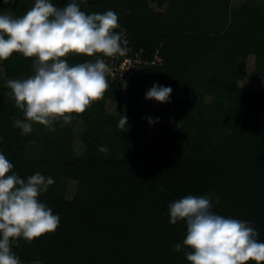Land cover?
I'll return each instance as SVG.
<instances>
[{
	"label": "trees",
	"instance_id": "1",
	"mask_svg": "<svg viewBox=\"0 0 264 264\" xmlns=\"http://www.w3.org/2000/svg\"><path fill=\"white\" fill-rule=\"evenodd\" d=\"M53 1L57 7L67 3ZM153 1L173 10L169 21L151 9L149 0H78L86 13L114 10L118 31L131 36L147 55L162 43L165 59L163 68H148L139 84H123L121 101L134 103L136 111L99 116L106 100H118L117 85L109 83L100 99L74 117L71 123L85 125L81 155H73L71 129L65 127L55 134L53 148L27 158L26 138L14 127L21 115L10 90L0 84V152L21 177L40 172L54 178L40 199L60 216L54 233L32 243L21 239L13 246L23 264L37 258L43 264H189L184 250L174 247L185 238L186 224H170L168 214L169 203L189 194L218 198L215 212L249 221L264 241V91L244 92L242 97L232 88L243 76L248 56L264 77V20L245 5L232 8L230 0ZM66 59L76 64L94 57ZM32 64V59L14 53L0 67L9 80ZM154 83L173 89L170 102L160 104L173 116L174 130L163 133L167 145L163 136L147 147L135 126L146 110L141 101ZM197 89L203 90L202 96L212 95L213 104L193 100ZM191 100L197 113L186 116L194 111L185 105ZM183 105L188 107L181 114ZM92 107L98 108L94 114ZM94 115L99 116L97 123H108L107 131L86 126L92 119L97 125ZM120 115L128 120L122 128ZM102 145L109 151H99ZM60 178L76 182L71 199L63 196Z\"/></svg>",
	"mask_w": 264,
	"mask_h": 264
},
{
	"label": "clouds",
	"instance_id": "2",
	"mask_svg": "<svg viewBox=\"0 0 264 264\" xmlns=\"http://www.w3.org/2000/svg\"><path fill=\"white\" fill-rule=\"evenodd\" d=\"M120 27L114 10L86 13L78 0H67L64 7L34 0L22 16L0 14V62L14 53L33 60L32 75L7 81L8 94L22 113L14 127L29 133L34 124L68 123L100 99L109 87L104 58L125 51L127 40ZM69 55L94 59L70 64ZM172 92L170 86L154 83L145 99L167 103ZM120 116L122 128L128 120ZM146 119L150 125L158 120ZM99 151L109 149L102 145ZM13 168L0 152V264H23L13 246L21 239L32 243L54 233L60 224L59 214L40 199L54 178L40 172L21 177ZM218 203L208 194H189L169 203V223L186 224L185 238L175 250H184L189 264H264L258 230L247 220L215 212ZM30 264L43 262L37 258Z\"/></svg>",
	"mask_w": 264,
	"mask_h": 264
},
{
	"label": "rangeland",
	"instance_id": "3",
	"mask_svg": "<svg viewBox=\"0 0 264 264\" xmlns=\"http://www.w3.org/2000/svg\"><path fill=\"white\" fill-rule=\"evenodd\" d=\"M54 3V1L52 0ZM34 5V0H8V2L3 1V11L2 14H11L14 16H22ZM55 5V3H54ZM149 5L151 9L154 10L155 13L161 15L163 19L166 21L170 20L172 15V9L168 7L167 4H163L162 6H157V4L153 0H149ZM243 5L247 6L257 14H259L264 20V0H230V6L235 9H242ZM56 6V5H55ZM264 37V34H263ZM124 39L127 40V43L123 45L125 51L123 54H118L113 57H105L106 63L109 65V71L107 72L108 83L113 86L115 83L118 88V100H106L103 106V110L100 112L101 117H106L107 115L117 116L119 112H127V111H136L137 107L134 103L123 104L121 100L125 98V92L123 89L124 83L139 84L142 79L145 77V71L148 68L156 67L163 68L164 67V56L162 54V43H160L155 49H153V53L151 55H147L146 52L142 48H137V46L132 42L131 36L124 35ZM15 62V59H13ZM2 62H0L1 64ZM244 72L243 76L237 79L233 84L232 88H236L241 91L239 96H245L244 92H261L264 91V77H261L255 70L254 57L248 56L244 60ZM14 65V64H13ZM26 71L22 73L21 71H17L14 75L13 79L18 78H26L33 74V68L22 69ZM8 77L5 76L3 68L0 67V84L7 87ZM231 88V89H232ZM236 89H233L232 92H235ZM197 96L192 97L193 100L202 101V104H213L215 98L212 95H203V90L197 89L195 91ZM175 100V99H174ZM188 102V101H187ZM146 107V110L142 113L141 123L135 126L136 133L139 136L141 144L147 147H154V143L159 141L160 138L165 136L163 144L167 143V134L172 133L174 130V119L173 116L165 112L159 102L154 100H146L143 98L141 101ZM185 104V103H184ZM191 105L194 110L193 101L186 103L185 105ZM172 107V103L171 105ZM184 106V105H183ZM184 106L181 108V114H184L183 110H186ZM178 109V106H174V109ZM173 109V110H174ZM19 110V109H18ZM92 114L96 113L98 108L92 107ZM188 111V110H187ZM195 111V110H194ZM191 111L186 113L188 114L197 113V111ZM19 113L22 117V113L19 110ZM99 116H93L94 122L97 124L93 125V119L86 126L96 127V130H105L108 129V123H97L95 119L99 118ZM158 118L157 122L150 125L146 118ZM65 127H70L71 129V149L72 153L75 157L81 155L84 150V145L81 140V133L84 131L85 125L78 122H68L64 123L62 121H56L50 126H43L39 124H34L33 129L29 133H22L26 138L25 142V154L27 158L34 159L39 157L43 151L47 148V150L53 148L54 143L56 141L55 134L58 133V129H64ZM159 137V139H158ZM104 137L100 138L103 139ZM161 140V139H160ZM175 143L177 145L180 144L179 138H176ZM167 145V144H166ZM59 183L64 187L63 196L67 199H71L76 193L77 184L72 179L60 178Z\"/></svg>",
	"mask_w": 264,
	"mask_h": 264
}]
</instances>
